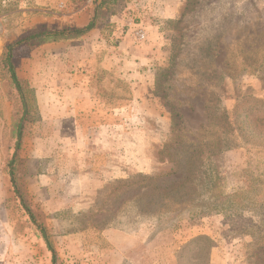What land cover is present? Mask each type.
I'll use <instances>...</instances> for the list:
<instances>
[{
	"label": "rangeland",
	"instance_id": "374dc122",
	"mask_svg": "<svg viewBox=\"0 0 264 264\" xmlns=\"http://www.w3.org/2000/svg\"><path fill=\"white\" fill-rule=\"evenodd\" d=\"M109 7L0 0V55L30 29L93 25L79 40L16 49L29 102L18 151L14 98L0 80V264H259L264 219L256 208L139 218L140 204L125 201L143 182L128 189L117 182L167 171L158 154L176 113L190 133L206 123L216 96L228 111L249 103L244 117L264 116L252 105L264 101V67L255 71L264 63V0H118ZM214 70L224 74L211 81ZM99 126L110 133H97ZM233 140L214 157L218 190L259 200L264 146ZM249 179L258 180L247 187Z\"/></svg>",
	"mask_w": 264,
	"mask_h": 264
},
{
	"label": "trees",
	"instance_id": "16d2710c",
	"mask_svg": "<svg viewBox=\"0 0 264 264\" xmlns=\"http://www.w3.org/2000/svg\"><path fill=\"white\" fill-rule=\"evenodd\" d=\"M117 2L118 0H97L96 11L107 10L110 8V4L115 6ZM92 27L93 25L89 24L84 29L74 30L30 29L16 43L5 47L0 55L1 84L9 98H14L12 122L16 137L15 151L20 148L23 124L29 115L26 90L16 74L13 63L16 49L23 45L28 47L41 46L79 40L90 32ZM261 64L259 67H255V71L264 67V63ZM243 66L244 69L241 71L246 73L249 67L246 64ZM223 72L218 73L214 70L208 78L212 81L213 78L223 75ZM213 94L215 95V93ZM248 104L239 103L234 106L232 111H228L225 107L220 106V99H217L216 96L214 108L206 116V123L201 124L196 133L185 131L179 114H174L170 138L163 144L158 154L159 161L168 165L167 171L155 175L135 176L128 182H117L118 186L124 185L127 189L133 186L136 181L143 182L139 188L130 190L131 196L128 194V200L125 201L140 204L139 207H136L135 216L139 218L162 217L170 214L177 216L186 210L195 209V215L203 217L211 212L224 214L228 210L241 211L256 208L261 212L259 215L263 214L264 219V193H260V199L255 201L243 195L246 191L227 195L221 193L218 190L221 180L214 164L215 156L230 150L235 145L233 139L236 136L252 146H264V116H259L258 113H250L244 117L240 109L244 106L247 107ZM252 105L264 108V101L255 102ZM17 160L18 156L15 153L9 162L10 182L13 185ZM257 180L249 179L247 187H251L252 183ZM248 201L252 204L247 205L246 202ZM25 210L31 220L35 222L30 210L27 207ZM38 228L47 249L54 254L45 230ZM261 251H264V248ZM259 264H264V258L260 259Z\"/></svg>",
	"mask_w": 264,
	"mask_h": 264
},
{
	"label": "crops",
	"instance_id": "0c3cea01",
	"mask_svg": "<svg viewBox=\"0 0 264 264\" xmlns=\"http://www.w3.org/2000/svg\"><path fill=\"white\" fill-rule=\"evenodd\" d=\"M107 62V59L105 58V59H103V62H102V64H101V68H104V69H106V63ZM79 84H81V85H79ZM78 85L77 84H73V83H70V85H69V87L70 88H72L73 90H76V88H78V87H80V86H82L84 83L83 82H81V83H79ZM75 98V97H74ZM95 98V97H94ZM73 102H74V100H72V99H68V101H67V104L70 106L71 104H73ZM71 108H72V105H71ZM71 108H68V118H71L72 116H74L73 115V113L75 114V111H74V109H71ZM71 109V110H70ZM74 118V117H73ZM77 127L75 126V132H77V129H76ZM102 128V126L100 127L99 126V128L97 127V133L99 132V130ZM103 129V132H105V133H110V131H111V129H109V127H103L102 128ZM95 131V132H96ZM89 132H91V131H89ZM80 134H82L81 132H79ZM116 172V171H115Z\"/></svg>",
	"mask_w": 264,
	"mask_h": 264
},
{
	"label": "built area",
	"instance_id": "2783aa9c",
	"mask_svg": "<svg viewBox=\"0 0 264 264\" xmlns=\"http://www.w3.org/2000/svg\"><path fill=\"white\" fill-rule=\"evenodd\" d=\"M137 38L140 41L143 38V35L141 33L140 34H137Z\"/></svg>",
	"mask_w": 264,
	"mask_h": 264
}]
</instances>
